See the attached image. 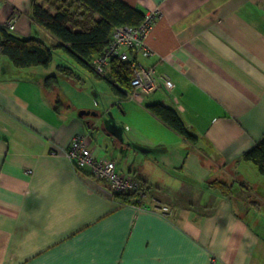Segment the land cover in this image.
Listing matches in <instances>:
<instances>
[{
    "label": "crops",
    "instance_id": "crops-1",
    "mask_svg": "<svg viewBox=\"0 0 264 264\" xmlns=\"http://www.w3.org/2000/svg\"><path fill=\"white\" fill-rule=\"evenodd\" d=\"M123 1L161 11L152 55L127 51L167 75L169 91L136 99L106 77L110 63L99 74L59 46L56 72L52 59L17 68L0 52V264H264V175L241 157L264 136V0ZM31 3L0 0V37L8 27L55 45ZM65 65L79 78H64ZM49 75L57 86H43ZM151 103L174 109L195 139ZM79 135L144 184L140 206L76 170L64 151Z\"/></svg>",
    "mask_w": 264,
    "mask_h": 264
},
{
    "label": "trees",
    "instance_id": "trees-1",
    "mask_svg": "<svg viewBox=\"0 0 264 264\" xmlns=\"http://www.w3.org/2000/svg\"><path fill=\"white\" fill-rule=\"evenodd\" d=\"M144 12L123 0H32L31 18L56 40L53 46L34 37H22L1 28L0 52L6 55L17 68L47 66L52 59L53 49L63 48L83 65L91 64L93 57L101 54L119 25H139ZM62 76L76 80L78 74L68 65L59 66ZM106 77L113 84L130 86L131 68L128 62L113 58L110 60ZM56 75H49L43 81L45 88L57 86ZM149 111L181 136L193 141L183 121L174 109L161 103L147 105ZM241 157L256 164L264 175V136L254 146L245 150ZM83 173L82 169H76ZM84 174V173H83ZM88 174V173H87ZM91 174V173H90ZM222 194L228 195L231 188L223 182L212 181ZM211 183V184H212ZM145 190L144 184H140ZM137 191L112 192L119 204L141 205Z\"/></svg>",
    "mask_w": 264,
    "mask_h": 264
},
{
    "label": "built area",
    "instance_id": "built-area-1",
    "mask_svg": "<svg viewBox=\"0 0 264 264\" xmlns=\"http://www.w3.org/2000/svg\"><path fill=\"white\" fill-rule=\"evenodd\" d=\"M161 16V11L155 9L145 13L142 22L137 26L125 24L116 26L103 52L91 61L92 67L99 74L105 73L113 58L128 62L132 74L130 86L134 89L132 95L136 99L148 95L160 87L169 91L174 86L173 81L167 75L157 73L153 66H144L138 61L132 60L127 51V49H133L140 51L144 56L152 55V50L146 44V38L149 29ZM8 25L10 28L14 27L12 21H9ZM64 153L76 169L89 167L95 178L109 184L111 192L137 191L140 194L138 201H141L145 196L140 183L130 175L121 174L114 160L94 156L83 135L73 138ZM160 209L166 211L168 208L160 207Z\"/></svg>",
    "mask_w": 264,
    "mask_h": 264
},
{
    "label": "rangeland",
    "instance_id": "rangeland-1",
    "mask_svg": "<svg viewBox=\"0 0 264 264\" xmlns=\"http://www.w3.org/2000/svg\"><path fill=\"white\" fill-rule=\"evenodd\" d=\"M63 55H67L66 52H63V51H58V52H54L53 53V58H52V61H51V64H50V67H52V70L53 72H56L55 71V67H56V64L58 63V58L63 56ZM68 58V57H67ZM67 64V63H66ZM67 82V80H66ZM65 88H66V85H65Z\"/></svg>",
    "mask_w": 264,
    "mask_h": 264
},
{
    "label": "water",
    "instance_id": "water-1",
    "mask_svg": "<svg viewBox=\"0 0 264 264\" xmlns=\"http://www.w3.org/2000/svg\"><path fill=\"white\" fill-rule=\"evenodd\" d=\"M85 113H86L85 110H81V111H79V114H80V115L85 114Z\"/></svg>",
    "mask_w": 264,
    "mask_h": 264
},
{
    "label": "bare ground",
    "instance_id": "bare-ground-1",
    "mask_svg": "<svg viewBox=\"0 0 264 264\" xmlns=\"http://www.w3.org/2000/svg\"><path fill=\"white\" fill-rule=\"evenodd\" d=\"M108 159V158H107ZM111 160H113V159H111ZM116 163V162H115ZM91 173V172H90ZM92 175V174H91ZM93 176V175H92ZM103 181V180H102Z\"/></svg>",
    "mask_w": 264,
    "mask_h": 264
}]
</instances>
